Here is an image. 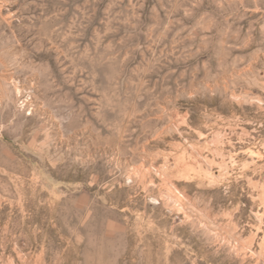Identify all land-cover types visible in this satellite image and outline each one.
<instances>
[{
	"label": "rangeland",
	"instance_id": "obj_1",
	"mask_svg": "<svg viewBox=\"0 0 264 264\" xmlns=\"http://www.w3.org/2000/svg\"><path fill=\"white\" fill-rule=\"evenodd\" d=\"M0 264H264V0H0Z\"/></svg>",
	"mask_w": 264,
	"mask_h": 264
}]
</instances>
